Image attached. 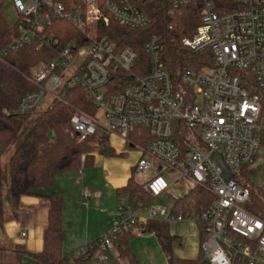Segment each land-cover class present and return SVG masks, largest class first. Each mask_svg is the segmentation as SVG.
<instances>
[{
	"label": "built area",
	"instance_id": "1",
	"mask_svg": "<svg viewBox=\"0 0 264 264\" xmlns=\"http://www.w3.org/2000/svg\"><path fill=\"white\" fill-rule=\"evenodd\" d=\"M170 1L173 12L192 0ZM10 2L16 14L10 52L33 44L37 49H57L55 20L70 23L82 37L81 42L60 47L53 61L32 70L31 82L37 90L23 96L13 114L39 115L62 99L63 89L80 87L97 111L94 116L73 114L71 136L82 141L101 130L127 142L130 129L141 127L152 140L137 146L141 158L135 179L150 197L157 199L173 186L162 177L164 171L174 172L177 181L191 180L214 197L200 213L153 204L134 210L128 196L118 197L116 216L95 244L94 261L107 262L117 238L127 233L142 236L148 221L160 220L201 226V264L240 260L264 264V222L244 208L250 196L244 185L248 169L264 167V0H233L235 9L225 14L206 1L194 37L181 40L194 54L209 52V59L202 60L204 66L173 74L152 36L144 44L145 76L131 72L136 52L117 49L97 33V24L107 26L110 19L127 29L149 26L150 18L135 0H82L68 7L57 0ZM117 73L128 79L112 93L111 81ZM178 135L185 137L182 147L176 142ZM212 153L221 156L230 179L225 180ZM90 197V192L82 193L84 207ZM86 252L84 247L72 259L85 257Z\"/></svg>",
	"mask_w": 264,
	"mask_h": 264
},
{
	"label": "trees",
	"instance_id": "2",
	"mask_svg": "<svg viewBox=\"0 0 264 264\" xmlns=\"http://www.w3.org/2000/svg\"><path fill=\"white\" fill-rule=\"evenodd\" d=\"M68 7L81 3L82 0H57ZM211 2L219 14H225L235 9L233 0H192L190 4L172 11L170 0H135V4L151 20L149 26L141 30L127 29L116 24L112 19L107 26L97 24L99 38H105L117 49L127 48L137 54V61L132 73L145 76L148 73V62L144 54L145 42L155 36L162 47V59L173 73L186 69H199L204 66V58L209 59V52L194 54L181 44L183 38L192 39L197 27L201 24L204 3ZM52 32L58 40L57 49H37L36 44L25 46L16 52L8 50L9 44L15 39L14 26H9L2 13L0 4V227L6 223L4 210V173L7 176L8 193L12 209L15 211L22 197L36 196L40 190L51 191L58 174L71 171H81L92 167L94 154L105 157L116 156L109 146L108 137L97 130L94 135L79 141L69 134V121L73 114L82 113L94 116L96 108L86 97L80 87L63 89L62 99L54 100L49 108L39 114L31 126L30 116L15 115L20 99L28 93L37 90L31 82L32 70L53 61L60 47L67 46L71 41L81 42V35L64 20H55ZM211 61V60H210ZM111 81V92L119 89L117 85L127 82L128 76L117 73ZM119 79V80H118ZM60 95V92H59ZM180 130L187 131L182 123L175 122ZM20 142L8 156L3 165V157L15 143L21 132L26 129ZM177 144L183 146L185 137H175ZM152 140L147 131L141 127L131 128L126 143L127 149H136ZM250 192L249 200L244 205L245 210L264 222V189L244 184ZM117 198L128 196L129 205L137 210L151 205L154 198L150 197L142 185L135 179V171L126 186L117 190ZM48 206L47 223L43 231V250L39 254H28L23 247L13 248V264H20L23 257H31L36 264H94L93 254L95 244H87L85 257L72 259L62 255V207L63 200L56 192H50L44 197ZM214 197L205 189L194 186L179 199H174L171 205L173 211L182 210L187 213H200L207 209ZM169 223L160 220L148 221L145 233L153 234L159 249L170 261L169 264H201L200 246L203 241V231L199 229V255L197 259L174 258L175 247H180L184 239L172 235L168 229ZM133 236L129 233L117 238L115 248L119 257L126 264H139L129 249ZM5 246L0 245V264H5ZM233 264H246L235 261Z\"/></svg>",
	"mask_w": 264,
	"mask_h": 264
},
{
	"label": "crops",
	"instance_id": "3",
	"mask_svg": "<svg viewBox=\"0 0 264 264\" xmlns=\"http://www.w3.org/2000/svg\"><path fill=\"white\" fill-rule=\"evenodd\" d=\"M108 141L116 156L94 154L92 167L58 174L51 191L40 190L36 196L22 197L15 211L12 209L8 190L6 191L3 206L8 220L0 227V245L5 246V256L13 258L15 246L23 247L31 255L43 250V231L48 218V206L44 197L50 192L58 193L63 200L64 258H69L87 244L99 240L109 230L117 211L116 192L126 186L132 173L136 171L141 154L137 148L127 149V142L117 136L108 137ZM84 191L91 194L87 207L83 206ZM22 233L25 234L24 237H21ZM150 236L154 237L153 234ZM163 256L168 262V258L164 254ZM111 257L115 260L111 264H126L119 257L116 248L108 254L107 262L94 263L107 264ZM20 264L36 262L31 257H23Z\"/></svg>",
	"mask_w": 264,
	"mask_h": 264
},
{
	"label": "rangeland",
	"instance_id": "4",
	"mask_svg": "<svg viewBox=\"0 0 264 264\" xmlns=\"http://www.w3.org/2000/svg\"><path fill=\"white\" fill-rule=\"evenodd\" d=\"M2 13L5 20L9 26H12L16 19L15 9L10 0H0ZM38 115L31 116L29 119V126L33 124ZM99 122L104 124L103 117L100 116ZM24 129L18 136L15 143L11 146L8 153L3 157V169L5 172V166L7 163L8 156L13 152L17 144L22 139L23 135L26 133ZM246 179L249 184H253L256 187L264 189V167H249ZM164 180L168 185L173 186L169 189L167 194L154 200L153 205H167L171 206L174 199L181 198L184 194L189 192L193 187L194 183L188 179H182L177 181V176L172 171H164L161 173ZM8 190L7 176L4 173V191ZM169 232L172 235L179 236L184 239V243L180 247H175L173 249V257L180 259H197L199 255V230L197 226L193 223L183 222V223H169ZM129 249L133 253L134 258L139 262V264H167L161 250L154 237L150 234H144L142 236H133L129 242ZM115 260L111 257L107 264H111ZM5 264H13L12 260L7 256ZM97 264V263H94Z\"/></svg>",
	"mask_w": 264,
	"mask_h": 264
},
{
	"label": "water",
	"instance_id": "5",
	"mask_svg": "<svg viewBox=\"0 0 264 264\" xmlns=\"http://www.w3.org/2000/svg\"><path fill=\"white\" fill-rule=\"evenodd\" d=\"M210 157L212 160H214L217 163L218 167L223 172V176H224L225 180L230 179V175L228 174L226 166L222 162L221 156L219 154L212 153ZM169 263H170V261L167 262V264H169Z\"/></svg>",
	"mask_w": 264,
	"mask_h": 264
}]
</instances>
